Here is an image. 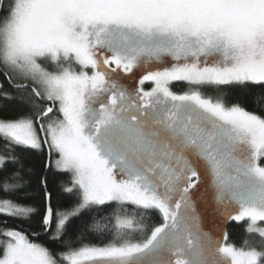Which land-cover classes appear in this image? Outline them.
I'll return each instance as SVG.
<instances>
[{
	"label": "snow or ice",
	"instance_id": "obj_1",
	"mask_svg": "<svg viewBox=\"0 0 264 264\" xmlns=\"http://www.w3.org/2000/svg\"><path fill=\"white\" fill-rule=\"evenodd\" d=\"M0 264H264V0H0Z\"/></svg>",
	"mask_w": 264,
	"mask_h": 264
},
{
	"label": "trees",
	"instance_id": "obj_2",
	"mask_svg": "<svg viewBox=\"0 0 264 264\" xmlns=\"http://www.w3.org/2000/svg\"><path fill=\"white\" fill-rule=\"evenodd\" d=\"M186 88L184 84H176L174 85L173 90L182 91ZM45 155L41 153H28V159L26 160V166L33 168L35 172L34 180L38 179L40 175H47L50 188L52 190L58 189L60 183L62 181H66L68 179L67 176L57 175L55 171L52 172H42L41 169L43 167L45 161ZM158 223L159 221H154ZM9 226H15L14 224H10ZM226 231L228 233V242L235 244L237 247H251L257 246L260 243V238L257 235L249 234L246 232V221L245 222H228L226 224ZM33 238V237H32ZM135 238L137 237L134 235ZM39 242L45 244V246L49 247L53 251H61L59 245L57 243H53L49 240L48 237H41ZM93 243L96 241L93 240Z\"/></svg>",
	"mask_w": 264,
	"mask_h": 264
},
{
	"label": "rangeland",
	"instance_id": "obj_3",
	"mask_svg": "<svg viewBox=\"0 0 264 264\" xmlns=\"http://www.w3.org/2000/svg\"><path fill=\"white\" fill-rule=\"evenodd\" d=\"M11 227V226H10ZM222 228L224 229V230H226V224H224V225H222ZM30 239H33L32 237H29ZM35 242H39V241H35ZM39 243H41V242H39Z\"/></svg>",
	"mask_w": 264,
	"mask_h": 264
}]
</instances>
